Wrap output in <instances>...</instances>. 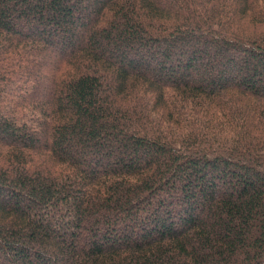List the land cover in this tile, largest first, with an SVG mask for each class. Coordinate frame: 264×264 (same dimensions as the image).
I'll return each mask as SVG.
<instances>
[{"label": "trees", "instance_id": "trees-1", "mask_svg": "<svg viewBox=\"0 0 264 264\" xmlns=\"http://www.w3.org/2000/svg\"><path fill=\"white\" fill-rule=\"evenodd\" d=\"M0 264H264V0H0Z\"/></svg>", "mask_w": 264, "mask_h": 264}, {"label": "rangeland", "instance_id": "rangeland-1", "mask_svg": "<svg viewBox=\"0 0 264 264\" xmlns=\"http://www.w3.org/2000/svg\"><path fill=\"white\" fill-rule=\"evenodd\" d=\"M82 37L84 36V35H82V34H80ZM47 56L46 57H44V59H43V61H42V63H43V65H44V67H46L45 69H43L44 71H41L42 73H44L46 76H47V74H46V69H47V67L51 64V62H52V60H53V58H54V53L53 52H48L47 54H46ZM45 92L47 93V92H49V89H45Z\"/></svg>", "mask_w": 264, "mask_h": 264}]
</instances>
